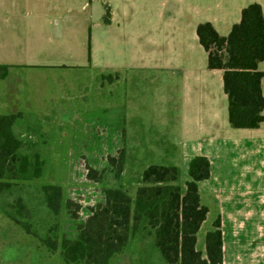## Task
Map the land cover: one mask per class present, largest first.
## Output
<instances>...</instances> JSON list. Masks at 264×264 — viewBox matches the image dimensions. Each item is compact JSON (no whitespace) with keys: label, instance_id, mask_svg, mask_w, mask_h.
<instances>
[{"label":"crops","instance_id":"1","mask_svg":"<svg viewBox=\"0 0 264 264\" xmlns=\"http://www.w3.org/2000/svg\"><path fill=\"white\" fill-rule=\"evenodd\" d=\"M253 3L260 4L264 11L263 0H188L189 21L183 26H172L171 35L159 33L158 43L152 46L158 48L156 58L149 59L142 20H132L129 12H122L107 1L102 3L105 13L100 12L96 20L92 14L91 21L87 4L74 9L57 7L51 0H0V65L9 67L6 76L0 78V116H14L13 124H20L26 114H34L27 124H51L50 114L57 108L47 110L59 97L46 94V80L56 77L63 82L64 89L70 86L75 91L83 89L86 80L87 87L95 85L99 89L105 86L106 76L93 71L100 68L114 70L115 75L107 78L111 86L122 79L139 83V98L136 93V99L131 95L125 99L127 104L135 102L142 106L146 103L148 71H156L150 78L158 82L162 100L175 110L177 116L172 121L179 127L170 128L155 140L151 153L156 162L143 169L140 178L151 165L172 166V162L182 161L183 166L189 167L196 156L208 158L211 176L199 183V192L201 203L209 209L202 195H208L207 185H219L225 190L211 224L213 229L218 219L221 222L223 264H264V195L259 194L263 174L247 166L241 170L223 167L220 176L215 171L217 146L230 151L232 146L242 143L254 151L253 156L259 161H264V122L258 129L230 126L223 72L208 68V54L197 34L199 24L209 22L221 36L227 37L241 21L242 10ZM179 6V2L173 5L171 20ZM118 47L126 53L122 60L113 61L107 52ZM259 69L264 72V61ZM21 71L34 72L24 77ZM55 71H60L59 77L53 74ZM34 80L38 81V88H26L27 82ZM262 88L264 93V80ZM85 96L83 89L79 97ZM95 102L100 104L99 99ZM108 103L114 105V100L109 99ZM64 107L67 104L61 105V112L66 111ZM136 124L146 123L140 120ZM131 140L132 136L127 146L130 155ZM209 215L210 209L203 224ZM200 252L206 256V245Z\"/></svg>","mask_w":264,"mask_h":264},{"label":"rangeland","instance_id":"2","mask_svg":"<svg viewBox=\"0 0 264 264\" xmlns=\"http://www.w3.org/2000/svg\"><path fill=\"white\" fill-rule=\"evenodd\" d=\"M102 1L117 6L122 12H129L132 20H142L147 33L149 59L156 58L158 48L152 46L158 43L159 33L171 35L172 26L176 27L177 23L183 26L190 19L188 0H51V3L74 9L87 4L85 8L92 21V14L96 20L100 12L105 13ZM177 2L180 3L179 10L171 20L173 5ZM125 53V49L118 47L107 52V55L114 61L122 60ZM118 66L124 67L122 64ZM33 72L21 71L20 74L25 77ZM59 72L53 74L59 77ZM121 72L127 74L124 69ZM93 73H100L106 79L115 75L114 70L102 68L99 71L94 69ZM155 73L154 70L148 71L146 103L142 106L135 102L126 103V95H131L133 99L135 96L136 99L137 93L139 98V83L136 82L122 79L111 86L110 81L105 79V86L97 89L95 85L87 87L89 82L85 80L82 86L86 96L81 99V87L76 91L70 86L64 89L63 82L57 81L56 77L46 80L43 88L46 94L59 97L51 102L47 110L57 108L50 114L52 123L27 124L34 114H26L20 124L14 126V134L22 143L19 153L37 159L41 163V174L31 180L4 179L3 187L10 185V189L0 191V264H67L62 257L64 246L78 241L79 227L86 224L94 210L111 200L109 191L123 189L133 201L136 200L137 189L142 185V170L156 162L154 153H151L155 140L170 128L179 127L172 121L177 116L175 110L162 100L158 82L150 78V74ZM27 83L26 88H38V81ZM48 83L50 86H47ZM69 83L71 81H67ZM98 99L99 105L95 102ZM109 99L114 100V105L108 103ZM63 104H67L65 112H61ZM129 120L135 124H129ZM140 120L146 124H136ZM131 136L132 155L127 149ZM220 148L217 146L216 149L217 176H220L223 167L241 170L247 166L260 171L264 179V161L253 156L256 154L248 146L240 143L232 146L230 151ZM170 165L180 169L177 185L183 186L190 179L189 167L183 166L182 161ZM46 186H56L62 190L58 213L50 210L46 203L43 192ZM206 188L208 195L204 192L202 195L210 215L198 235L199 251L205 245L207 231L212 229L219 199L225 196V190L220 189L219 185L209 183ZM260 190L259 194L263 196L264 182ZM48 240L56 245L53 252L45 243ZM110 264L167 263L155 246L154 236L143 226L139 231H133L132 222L126 249L113 257Z\"/></svg>","mask_w":264,"mask_h":264},{"label":"trees","instance_id":"3","mask_svg":"<svg viewBox=\"0 0 264 264\" xmlns=\"http://www.w3.org/2000/svg\"><path fill=\"white\" fill-rule=\"evenodd\" d=\"M200 44L208 54V68L223 72L224 92L228 97V120L234 129H258L264 122V11L253 3L242 10L241 21L227 37L214 26L201 23L197 28ZM90 52V45H89ZM8 66L0 65V78ZM16 117L0 116V191L4 179L31 180L41 174L37 159L21 155V141L14 134ZM211 176V163L204 156L189 164L190 179L185 188L177 185V166L151 165L143 173L142 185L133 201L127 191H109L111 200L93 211L86 224L79 227L78 241L65 245L62 257L67 264H110L123 253L133 231L141 226L154 236L155 246L167 264H223V235L218 219L206 235V253L197 249V235L209 209L201 203L199 183ZM50 210L58 213L62 190L43 188ZM134 205V207H133ZM18 224H22L18 221ZM23 225V224H22ZM53 252V241L45 242Z\"/></svg>","mask_w":264,"mask_h":264}]
</instances>
